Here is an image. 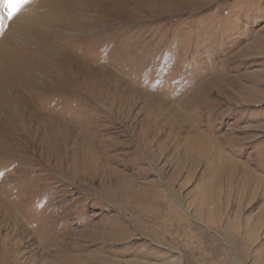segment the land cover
Instances as JSON below:
<instances>
[{"label":"rangeland","instance_id":"rangeland-1","mask_svg":"<svg viewBox=\"0 0 264 264\" xmlns=\"http://www.w3.org/2000/svg\"><path fill=\"white\" fill-rule=\"evenodd\" d=\"M0 259L264 264V0H0Z\"/></svg>","mask_w":264,"mask_h":264},{"label":"snow or ice","instance_id":"snow-or-ice-1","mask_svg":"<svg viewBox=\"0 0 264 264\" xmlns=\"http://www.w3.org/2000/svg\"><path fill=\"white\" fill-rule=\"evenodd\" d=\"M30 2L31 0H3V4L7 9V17L15 18L21 12L24 5Z\"/></svg>","mask_w":264,"mask_h":264},{"label":"bare ground","instance_id":"bare-ground-1","mask_svg":"<svg viewBox=\"0 0 264 264\" xmlns=\"http://www.w3.org/2000/svg\"><path fill=\"white\" fill-rule=\"evenodd\" d=\"M201 150H204V151H209L210 150V147H205V148H201L200 147V149H199V151H201ZM171 182V181H170ZM132 193V192H131ZM137 197V196H136ZM141 197V196H140ZM167 203V202H166ZM163 205H164V203H163ZM162 209V208H161ZM165 239V238H164ZM7 247V246H6ZM2 253V252H1ZM6 259V258H5ZM1 260V259H0ZM1 262H3L2 260H1ZM5 264V263H4Z\"/></svg>","mask_w":264,"mask_h":264}]
</instances>
